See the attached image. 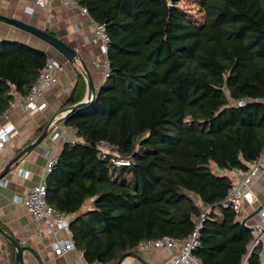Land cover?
Returning a JSON list of instances; mask_svg holds the SVG:
<instances>
[{"label":"trees","instance_id":"obj_1","mask_svg":"<svg viewBox=\"0 0 264 264\" xmlns=\"http://www.w3.org/2000/svg\"><path fill=\"white\" fill-rule=\"evenodd\" d=\"M74 1L104 25L108 71L63 116L75 139L63 141L43 183L45 202L71 214L84 264H118L146 238H184L206 205L217 210L200 227V263L243 264L249 253L246 264H261V243L249 252L251 230L219 202L228 170L264 150V0H192L197 19L181 0ZM46 55L0 37V114ZM80 99L72 91L63 105Z\"/></svg>","mask_w":264,"mask_h":264},{"label":"crops","instance_id":"obj_2","mask_svg":"<svg viewBox=\"0 0 264 264\" xmlns=\"http://www.w3.org/2000/svg\"><path fill=\"white\" fill-rule=\"evenodd\" d=\"M0 13L49 30L73 46L88 69L94 91L97 89L100 76L92 61L98 58L99 54L96 45L90 42L93 25L89 17L79 12L76 3L63 4L61 0H44V5L38 6L34 0H0ZM0 37L18 39L41 48L47 55L52 54L60 62V67L55 71L53 84L38 99L39 102H45L43 108L23 109L17 104L0 114V126L7 133V139L0 148V170L21 147L34 139L43 126L48 124L43 139L23 153L0 177V227L23 245L22 264H76L81 255L76 248L62 255H55L51 250L50 243L55 237L62 236L63 231L58 230L52 235L41 222L34 221L25 207L14 201L13 196L25 195L32 184L43 180L46 174L44 172L46 155H57L63 141L75 139L71 129L64 125L60 112L68 105L63 103L72 91L74 97L82 98L85 95V78L77 63L67 61L51 46L24 30L0 21ZM75 70L80 73L78 78ZM76 79L77 88L73 90ZM52 116L58 118L50 123ZM61 126H63L61 137L57 140L52 139L50 137L52 132L59 130ZM19 168L23 174L17 171ZM252 188L258 201H263L264 170L253 178ZM258 201L244 203L236 217L239 220L247 217L245 221L247 225H260L258 213L250 215L258 207ZM84 208L86 205L82 206V209ZM251 232L253 237L250 245L258 231ZM11 247L13 248L11 243L0 234V264H14V248L12 251ZM137 248L136 253L125 255L118 264H168L172 261L171 255L163 249ZM262 260L264 261V254L261 256V262Z\"/></svg>","mask_w":264,"mask_h":264},{"label":"built area","instance_id":"obj_3","mask_svg":"<svg viewBox=\"0 0 264 264\" xmlns=\"http://www.w3.org/2000/svg\"><path fill=\"white\" fill-rule=\"evenodd\" d=\"M38 6L44 5V0H34ZM63 4H75L74 0H61ZM77 5V4H76ZM78 10L81 14H87L84 6L78 5ZM93 25L92 35L90 42L96 45L99 57L92 61L94 67L98 70L100 80H102L108 71V60L106 57L108 36L105 32L103 23L93 21L89 17ZM60 67L58 59L51 55H46L42 65L38 69V73L34 81L30 84L25 94H14L6 107L11 108L15 105L21 106L23 109H40L45 106L44 101H38L43 96L45 90H47L55 80V71ZM264 101V96L261 98ZM244 99L236 100V104L242 105ZM230 101L228 104H230ZM66 110H61L60 117L66 114ZM58 118L52 116L50 123L54 122ZM63 126L59 130L52 132L50 137L57 140L63 133ZM7 139V133L3 127L0 126V148L3 146ZM56 155L47 154L44 163V172L50 170L51 165L55 162ZM115 164L127 163V159L122 157H116L112 160ZM264 170V150L255 157L246 168L233 167L228 170L232 178L230 187L228 188L224 198L219 202L222 207H229L239 214L244 203H253L258 201L257 196L252 188V180L255 176L259 175ZM20 174H23L21 168L17 170ZM1 180V179H0ZM1 183V181H0ZM45 186L43 180L32 184L25 195H14V201L19 202L25 207L29 216L36 222H41L45 229L55 235L58 230L63 231V235L55 237L50 243L52 252L55 255H62L66 252L74 249V244L70 238L68 230V222L71 214L65 211L57 210L44 200ZM257 213L260 216L261 224L257 225V235L253 238L252 244H260V258L264 254V200L258 201ZM214 207L206 205L203 207L199 218L192 229V231L184 238H178L175 236L165 235L161 237H151L140 240L137 242V247L141 249H163L168 252L172 261L168 264H201L199 259L194 255L193 250L199 244V232L203 220L207 216L208 212L213 210ZM37 231L39 228L37 227ZM244 263V262H243ZM76 264H84V260L80 255V258ZM261 264H264L262 260Z\"/></svg>","mask_w":264,"mask_h":264},{"label":"water","instance_id":"obj_4","mask_svg":"<svg viewBox=\"0 0 264 264\" xmlns=\"http://www.w3.org/2000/svg\"><path fill=\"white\" fill-rule=\"evenodd\" d=\"M0 21L9 24L11 26H14L16 28H19L21 30H24L42 41H44L46 44L51 46L54 50H56L58 53H60L67 61L77 63L80 68V72L85 78V95L78 101L66 106L63 108L68 112L69 110L75 109L79 107L81 104L87 102L93 95L94 93V87L92 85V81L88 72V69L82 60L80 56L78 55V52L76 49L69 45L68 43L62 41L60 38H58L56 35L51 33L49 30H46L44 28L38 27L36 25H33L31 23L25 22L19 18L13 17L11 15H5L0 13ZM48 124H45L41 131L37 134V136L32 139L30 142L25 144L23 147H21L2 167L0 170V177L4 175V173L12 166L13 164L16 163L17 159L25 152L30 150L34 145L38 144L41 139L45 136L46 129H47ZM260 206H258L250 215L256 214ZM247 217H243L240 219V222L244 224L248 229L251 231L257 230V226H251L247 225L245 223ZM0 234L3 235L13 246L14 248V255H13V261L14 264H22V257H21V251L24 248L23 245H21L16 238L13 236L9 235L7 232H5L1 227H0ZM257 244H251L249 252L252 250L254 246ZM249 256V253L247 254L244 263L246 264L247 258Z\"/></svg>","mask_w":264,"mask_h":264},{"label":"rangeland","instance_id":"obj_5","mask_svg":"<svg viewBox=\"0 0 264 264\" xmlns=\"http://www.w3.org/2000/svg\"><path fill=\"white\" fill-rule=\"evenodd\" d=\"M179 5H180V7L185 9V11L190 13V15H192V16L196 15V19L202 15L200 10L198 9V3H196L192 0H181V1H179ZM53 53H55V52H53ZM50 55H52V54H50ZM98 147L103 151L108 150V147L103 143H99ZM255 217H257V216L255 215Z\"/></svg>","mask_w":264,"mask_h":264}]
</instances>
